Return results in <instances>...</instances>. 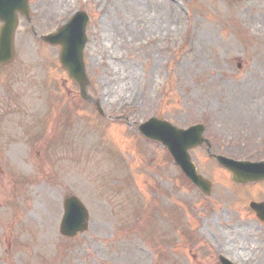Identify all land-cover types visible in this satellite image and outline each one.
Returning <instances> with one entry per match:
<instances>
[{
    "label": "rangeland",
    "instance_id": "1",
    "mask_svg": "<svg viewBox=\"0 0 264 264\" xmlns=\"http://www.w3.org/2000/svg\"><path fill=\"white\" fill-rule=\"evenodd\" d=\"M29 1L33 21L20 16L15 58L0 68V264H221L218 253L264 264V226L249 206L264 198V181L237 185L194 149L212 182L205 199L138 131L152 115L183 125L216 117L221 126L206 134L215 153L264 158V0ZM77 8L92 16V102L62 67L60 47L40 38ZM70 193L90 213L74 238L60 232ZM155 203L188 220L194 240L156 237ZM168 245L178 262L162 259Z\"/></svg>",
    "mask_w": 264,
    "mask_h": 264
},
{
    "label": "water",
    "instance_id": "2",
    "mask_svg": "<svg viewBox=\"0 0 264 264\" xmlns=\"http://www.w3.org/2000/svg\"><path fill=\"white\" fill-rule=\"evenodd\" d=\"M27 10V0H0V20L4 22L0 30V64L4 61L6 62L11 60L13 57V35L18 22L17 11L28 13ZM83 30L84 24L82 23L81 18L76 17L62 30L59 36L54 38L56 41L64 43L65 46L69 48V51L74 59L73 62L76 66L72 76L79 81H81L85 75L83 63L80 61V49L83 45ZM64 58H67V52L64 53ZM164 129L169 136L177 138L178 142H180L182 150L184 151L187 148L202 142L201 139L197 137L192 138L191 142L187 143L188 137H192L193 133L191 131H178L176 133L177 135H175L174 132L167 127ZM146 133L156 138L161 137L154 131L146 130ZM164 140L170 145L171 150L175 152L174 144L171 145L166 138H164ZM228 167L234 172V178L242 182L264 178V169H262L263 171L258 172L256 170L251 171L247 169L246 166L241 165L231 164L228 165ZM199 184L207 191L208 185L205 182L199 181ZM65 207L66 213L62 223V231L65 235L74 236L79 231L86 228L88 214L82 203L74 197L66 199ZM256 209L258 210L259 216L264 219V204L258 205Z\"/></svg>",
    "mask_w": 264,
    "mask_h": 264
},
{
    "label": "bare ground",
    "instance_id": "3",
    "mask_svg": "<svg viewBox=\"0 0 264 264\" xmlns=\"http://www.w3.org/2000/svg\"><path fill=\"white\" fill-rule=\"evenodd\" d=\"M254 166L255 165H246V168L251 170V171H254V170H256V168ZM245 258H247V256H245Z\"/></svg>",
    "mask_w": 264,
    "mask_h": 264
}]
</instances>
